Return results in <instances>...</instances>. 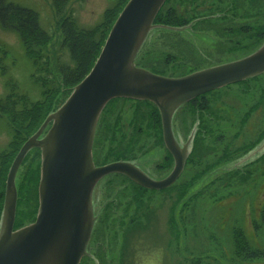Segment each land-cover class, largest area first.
<instances>
[{
  "label": "trees",
  "instance_id": "1",
  "mask_svg": "<svg viewBox=\"0 0 264 264\" xmlns=\"http://www.w3.org/2000/svg\"><path fill=\"white\" fill-rule=\"evenodd\" d=\"M50 1L62 36L60 47L67 56L66 60L60 58L56 63L59 81L53 77L49 78L51 75L49 46L53 41V36L41 26L39 14L33 9L22 7L9 0H0V27L5 31L15 33L19 37L25 53L34 68L32 79L36 85L40 86L42 92V98L39 100H32L28 94L21 93L17 81L9 75V65L3 62L4 56L0 58V68L3 76L6 77V93L4 97L0 98V119L7 121L13 133L7 147L0 152V221L5 200L6 177L19 150L37 132L47 116L56 111L66 101L74 87L89 74L101 53L112 26L129 0H116L117 3L106 10L102 20L92 27H85L77 21L74 10L69 7V4L74 0ZM199 1H201L200 6L198 4ZM207 3H210V5ZM249 4L250 9L256 11L264 7V0H212L210 2H206V0H167L156 16L154 24L179 28L186 27V29L173 31L157 28L151 31L138 59L148 62L147 65L150 68H146L160 75L175 77L192 73L199 66V61H196V50L198 48L195 44L197 42L196 38L205 32H211L216 36V41L212 43L213 46L210 44L215 48V54L220 56L216 59L220 60L223 56H229V58L246 56L264 43V25L259 26L260 23L254 22L253 25L241 24L239 26V22L250 18V16H246V13L247 15L249 13L247 9ZM203 6L206 7L200 11L198 7ZM225 26H228L229 30L218 34L221 29L222 31L228 29L224 28ZM245 27L248 28L243 32ZM232 31L235 35L232 34ZM151 36L154 37V40L148 44ZM187 66L192 71L185 73L183 70ZM253 83L258 84L256 88L260 89V100L255 104L252 103L246 112H254L261 105V92L264 95V74L234 84L242 87L246 93L247 90L254 86ZM231 86L233 85L225 88ZM215 93L216 91H213L201 95L181 109V112H186L185 115L190 118L192 124L197 121L200 122L197 142L188 157L186 167L203 164L206 159L218 156L217 153H206L209 150V146L213 144L211 138L219 135L216 134L218 132L217 127L211 125L212 122L209 121L212 116V101L209 97ZM65 94H68V96H66L64 101H59L61 96ZM116 100L135 102L137 103V109H135L130 121V134L123 132L122 129V131L119 133L117 131L116 133L114 130L115 122L112 118L110 119L112 121L109 122V129L104 128L102 139H98L96 143L99 145V141H103L105 138L106 142H111L112 145L106 154L102 155V164L107 163V161L135 160L139 156L146 155L156 149H165L162 119L158 107L150 101L118 98L111 100L106 108ZM245 121L244 115L241 120V127H244ZM260 134L262 141L264 139V131ZM118 135H120V138H118ZM205 141L208 142V145L204 149V153L208 155L202 154L199 156L200 150L196 146L200 143L199 148H202ZM255 143L250 141L241 150L252 149ZM33 151H37L39 157V149L31 150L19 169L20 171L22 167H25L26 173L20 182V186H17V212L21 201L26 197L34 201L36 207L38 202L39 206L37 196L40 163H38L39 161L36 163L29 161L30 164H27L29 155ZM235 153L239 154V149L226 151L218 159L215 158L216 160L213 162L205 164L203 170L193 172L185 182L179 185L176 182L170 188L160 192L143 188L130 181L129 178L124 179V182L120 180V187L118 190H114L113 187L116 185L109 180L108 183L111 185L113 198L111 200L109 198L107 202L103 203L102 209L101 206L97 209L99 226L96 228V232L97 235L102 236L100 238L96 237L97 242H100L102 247H105V244H109V242L115 244L121 230L126 229L124 232L128 233L132 226L140 229L143 221L146 219L150 220L153 215L151 211H153L155 206L153 203L155 194L165 195L170 192L168 194L170 196L171 191L177 193V199L172 203L170 210L172 213V229L175 230L174 238L178 241L179 230L174 220V213L178 209V204L181 200H185V196L200 178L206 176L213 167L229 160V158L232 159L236 156ZM138 154L139 156L136 158L135 156ZM158 165L159 167L168 165V168H171L173 165L172 156L166 153V157H163ZM240 171H235L229 176H232L230 177L232 180L236 179L240 181V184H243L247 179L244 177L246 172ZM114 176L121 177L118 174ZM224 183L227 184L225 181ZM201 192H198V194L201 195ZM37 210L38 208H36V214ZM118 210L120 212L117 215ZM18 219L17 213L15 228L23 226V222L18 221ZM233 233L238 257L248 262L264 259V249L253 248L242 228H235ZM104 240L106 241L105 244Z\"/></svg>",
  "mask_w": 264,
  "mask_h": 264
},
{
  "label": "rangeland",
  "instance_id": "2",
  "mask_svg": "<svg viewBox=\"0 0 264 264\" xmlns=\"http://www.w3.org/2000/svg\"><path fill=\"white\" fill-rule=\"evenodd\" d=\"M9 1L35 10L40 16L41 26L53 36V41L49 46L51 61V75L49 78L53 77L59 81L56 63L60 58L66 60L67 56L60 47L62 36L58 29L51 1ZM116 3V0H74L69 4V7L74 10V15L81 25L92 27L99 23L106 10ZM200 3L201 1L198 3L199 6ZM207 4L210 5V3ZM249 6L250 4L247 8L249 13L248 15L246 13V16H250V18L247 20L241 19L243 21L239 22V26L241 24L253 25L254 22H258L260 23L259 26H263L264 7L254 11ZM204 7L206 6L198 7V9L202 11ZM247 28L245 27L243 32ZM196 39L195 44L198 47L196 61H199L197 70L244 57H238V55V58L236 56L234 58L223 56L218 60L216 58L220 56L215 54L216 50L210 45L213 40L216 41V36L213 33L198 36ZM153 40L154 37L151 36L148 44L152 43ZM3 56V62L9 65V75L19 85V91L28 94L32 100L41 99V88L32 79L33 65L27 57L19 37L15 33L5 31L0 27V58ZM137 62L139 66L150 68L147 65L148 62L146 63L144 60L138 59ZM188 66L183 70L185 73L192 71ZM193 69L195 70V68ZM5 80L6 77L3 76L0 68V98L4 97L6 93ZM253 84L255 87H251L246 93L242 87L233 85L229 88L218 89L214 95L209 97L212 101V116L209 121L212 122L211 125L217 127L218 132L216 134L219 135L211 138L213 144L209 146L206 153H217L218 156L206 159L203 164L186 167L177 185L188 180L193 172L203 170L205 164L218 159L226 151L239 149V154L213 167L209 173H205L206 176L200 178L185 196V200H181L178 204V209L174 213V220L179 230V240L177 241L174 238L175 230L172 229V213L170 210L172 203L177 199V193L171 191L168 198L163 194H155L153 199L155 206L151 211L153 215L150 220L143 221L140 229L132 226L128 233L124 232L126 229L121 230L115 244L110 242L107 244L104 240V244H106L105 247H102L97 243L96 237H102L99 234L97 235L96 228L99 226L97 223L92 245L96 243L94 252L100 256V264H264V259L248 262L238 257L233 233L235 228H242L253 248L264 249V161H262L264 158L261 160L262 162L254 163L264 154V142L263 140L258 142L249 151L241 150L247 143L255 140L259 132L264 131V95L262 92L260 107L254 112H246L252 103L255 104L260 100V89L256 88L258 84ZM66 96L68 94L61 96L59 101H64ZM136 105L135 102L116 100L104 110L94 147V155L99 165L103 163L102 155H105L112 145L111 142H106L105 138L103 141H99V145L96 143L98 139H102L104 128L109 129V122L113 120L116 133L123 130V132L130 134V121L135 109H137ZM244 115L246 121L244 127H241V120ZM111 118L112 120H110ZM196 127L200 128V122L197 121L192 124L190 118L181 110L175 114L173 129L179 136L185 138L192 132L195 133ZM12 134L7 121L0 119V152L7 147ZM118 138H120V135H118ZM199 144L196 146L200 150L199 156L206 154L204 149L207 147L208 142L205 141L202 148H199ZM164 153V149H156L146 155L139 156L138 154L135 157L139 156L136 161H139L142 167L151 170L157 168L158 163L163 159ZM29 161L35 163L39 161L38 163L41 165V157L40 155L38 157L37 151L30 153L27 164H30ZM107 163L110 162L107 161ZM107 163L105 162V164ZM24 168L22 167L18 172L17 186H20V182L26 173ZM246 168L248 169L244 177L248 178L249 181L240 184V181L230 178L232 176L229 175L232 172L240 170L242 172ZM109 180L116 185L113 187L114 190H118L120 187V180L124 182L123 178L114 175L104 179L95 191V209H98L99 206L102 209L103 203L107 202L109 198L110 200L113 198V195H111L112 188L108 183ZM200 191H202L201 195L198 194ZM36 208H38V202L36 207L34 201H31L28 197L24 198L17 212L18 221H22L23 226L33 222L36 217ZM119 212L120 210H118L117 215ZM97 247L100 248L97 250Z\"/></svg>",
  "mask_w": 264,
  "mask_h": 264
},
{
  "label": "water",
  "instance_id": "3",
  "mask_svg": "<svg viewBox=\"0 0 264 264\" xmlns=\"http://www.w3.org/2000/svg\"><path fill=\"white\" fill-rule=\"evenodd\" d=\"M166 1H128L90 73L19 150L6 181L0 264H80L89 254L97 219L93 200L98 182L119 173L147 189L170 187L184 170L190 143L180 147L175 139L172 119L176 110L202 94L264 74V44L243 58L180 77L138 67L136 58L152 30L184 29L154 24ZM115 98L150 101L160 110L164 143L175 160L174 169L164 179H153L131 162L95 165L93 146L98 122L106 105ZM34 148L41 150L37 217L15 229L16 177Z\"/></svg>",
  "mask_w": 264,
  "mask_h": 264
},
{
  "label": "flooded vegetation",
  "instance_id": "4",
  "mask_svg": "<svg viewBox=\"0 0 264 264\" xmlns=\"http://www.w3.org/2000/svg\"><path fill=\"white\" fill-rule=\"evenodd\" d=\"M226 28L228 27V26H225ZM227 30H229V27H228V29H226L225 31H222V29H221V31H218V34L219 33H225ZM211 33V32H210ZM205 34H208V32H205L203 35L201 34L200 36H204ZM232 34H234L233 33V31H232ZM215 35V34H214ZM235 35V34H234ZM209 39H211L210 37H209ZM214 41V40H213ZM212 47V46H211ZM214 48V47H213ZM215 49V48H214ZM184 114H186V112H183ZM182 129H184V127H182ZM198 130H199V127L197 128L196 127V130H194L195 131V133H191L190 135H188L187 137H181V136H179L176 132H175V135H176V138H177V140L179 141V143L181 144V146L182 147H184L185 146V143L188 141V140H190V139H192V141H193V145H192V151H193V148H194V146H195V144H196V142H197V133H198ZM261 132H259L258 133V136H257V140L255 139V140H253V142H256L255 143V146H256V144L258 143V142H261V134H260ZM184 142V141H186L185 143H183L182 141ZM165 145V144H164ZM254 146V147H255ZM253 147V148H254ZM252 148V149H253ZM249 150H251V149H249ZM249 150H247V151H249ZM164 151H165V153H164V156L163 157H166V153H169L171 156H172V158H173V165H172V167L170 168H168V165H163L162 167H159V165H157V168H152L151 170L150 169H145L144 167H142V165L139 163V161H136V159L135 160H123V161H130V162H132V163H135V165H137L138 167H140L141 169H143L149 176H151L153 179H156V180H160V179H163V178H165V177H167L170 173H171V171L173 170V168H174V165H175V160H174V157H173V155L171 154V152L167 149V147L165 146V149H164ZM191 151V152H192ZM236 154V153H235ZM235 154H231V155H235ZM236 155H238V153L236 154ZM264 156V154H262V156L261 157H263ZM261 157L260 158H258L257 160H258V162H257V160H255L254 161V163L255 164H257V163H259V162H262L263 160L261 159ZM264 158V157H263ZM260 160H262V161H260ZM98 164V163H97ZM99 165V164H98ZM248 167V166H247ZM186 168V167H185ZM247 169L248 168H246V170L244 171V172H246L247 171ZM185 171V170H184ZM184 171L182 172V174L179 176V178L177 179V181L176 182H178L180 179H181V177L183 176V174H184ZM233 173V172H232ZM119 175V174H118ZM119 176H121L120 178H123V179H127V177L126 176H124V175H119ZM130 181H132L131 179H129ZM246 181H249V179L247 178L246 179ZM133 182V181H132ZM135 183V182H134ZM135 184H137V183H135ZM138 185V184H137ZM140 186V185H139ZM148 190H151V189H148ZM156 191H159L160 192V190H156ZM168 194L169 193H166L165 195L166 196H168ZM168 198V197H167ZM93 240V239H92ZM92 240H91V243H90V245H89V252H90V254L89 255H87V256H85L84 258H83V260H82V262H81V264H90V263H93V264H100V260H99V258H100V256H98V255H96L95 254V252H94V250L96 249L95 247V244L94 245H92ZM97 243H99V245H101L100 244V242H97ZM101 247V246H100ZM100 247H97V250H98V248H100Z\"/></svg>",
  "mask_w": 264,
  "mask_h": 264
}]
</instances>
